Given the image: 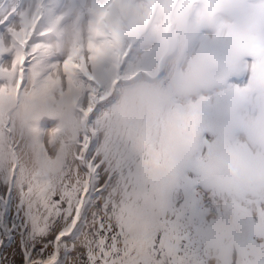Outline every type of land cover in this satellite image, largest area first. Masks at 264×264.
Listing matches in <instances>:
<instances>
[{"label": "clouds", "instance_id": "obj_1", "mask_svg": "<svg viewBox=\"0 0 264 264\" xmlns=\"http://www.w3.org/2000/svg\"><path fill=\"white\" fill-rule=\"evenodd\" d=\"M116 15L90 114L111 102L102 155L129 170V191L105 188L110 219L139 241L195 173L219 205L198 228L206 264H264V0H127ZM241 70L246 83H231Z\"/></svg>", "mask_w": 264, "mask_h": 264}, {"label": "snow or ice", "instance_id": "obj_2", "mask_svg": "<svg viewBox=\"0 0 264 264\" xmlns=\"http://www.w3.org/2000/svg\"><path fill=\"white\" fill-rule=\"evenodd\" d=\"M126 2L93 0L86 28H74L66 54L38 75L33 65L54 50L37 39L43 3L23 8L14 0L6 7L8 0H0V26L18 15L7 38L0 34V158L8 156L0 167V264H124L121 229L105 207L101 126L90 114L99 98L97 73L120 42L116 7ZM45 113L61 119L51 135L70 147L62 161L45 159L26 173L5 138L15 117L30 122Z\"/></svg>", "mask_w": 264, "mask_h": 264}, {"label": "flooded vegetation", "instance_id": "obj_3", "mask_svg": "<svg viewBox=\"0 0 264 264\" xmlns=\"http://www.w3.org/2000/svg\"><path fill=\"white\" fill-rule=\"evenodd\" d=\"M94 119L93 121L95 122ZM54 121L59 125L62 124L60 118H54ZM14 123V131L5 139L8 145L15 149L13 158L19 162L22 170L26 173L30 172L31 166H34L37 170L44 163L45 159L54 161L59 158L61 161L63 160L70 145L62 142L58 143V138L54 135H51L46 140L42 139L43 131L35 133V137H33V129L29 128L28 122L25 123L19 117H15ZM42 152L43 155H41ZM97 153L101 158L105 157V155H102L104 153L103 147L101 149L97 148ZM7 163L8 156L6 153L3 158H0V167L6 168ZM104 166L107 179L105 187L107 188L112 181L111 175H115L114 170L116 168L111 165L104 164ZM105 197V207L108 209L109 216L111 217L114 215L117 201L110 194H106ZM116 225L121 229L118 233L120 237V256L118 259L124 260V264H174V260L180 262V264H183L184 261L185 264H189V261L190 264H206L200 253V244L196 242L198 240L196 237L191 238L193 239L192 242L184 246L178 243V241L187 242L189 241L187 237H160L155 227L151 228L150 231L147 230L139 241L133 243L126 237L122 225L119 223L118 216L116 217ZM159 241L164 248L157 251L156 248ZM113 250L115 251V249Z\"/></svg>", "mask_w": 264, "mask_h": 264}, {"label": "rangeland", "instance_id": "obj_4", "mask_svg": "<svg viewBox=\"0 0 264 264\" xmlns=\"http://www.w3.org/2000/svg\"><path fill=\"white\" fill-rule=\"evenodd\" d=\"M92 2L86 3V7L78 9L76 12L79 13V16H84L83 20L86 21L83 24L79 25L80 29H85L87 25V21L90 18L89 9L92 6ZM72 2V0H71ZM13 2H8L5 6L8 7ZM22 6V3H21ZM76 7H81V5H76ZM18 15H14L10 17L11 19H16ZM9 18V19H10ZM70 18V14L67 15V17L64 20H67ZM63 20V21H64ZM78 22V19L76 20ZM78 24V23H77ZM64 26V25H63ZM4 31L3 28L0 27V34ZM68 31V30H67ZM67 40V39H66ZM56 41H61L60 39L55 38L53 43L56 47H59L62 45L63 41L59 44H56ZM231 83H235L234 80H231ZM20 118V117H19ZM27 123L28 121H24ZM29 128H32L33 132L39 133L40 131L44 134L45 137L51 136V130H44L45 125L42 122L41 118L32 120L28 122ZM26 126V125H25ZM27 127V126H26ZM32 136L35 137L34 133H32ZM103 161V159H102ZM107 161H111L107 157ZM36 170L34 166H31L30 172ZM128 168L126 169H116L114 170L115 176H113V179H124L125 182H127V175H128ZM121 174V175H118ZM116 190V189H115ZM167 213L174 218L173 224H170V226L173 227V231L176 232L175 225H178L179 227L177 229H189L193 224H196V221H198L196 218L193 217V212H201L198 213L199 220H201V223H203L206 219L209 218L210 211L215 213L219 210V205L217 203V198L215 193L210 191L208 187L198 178V176L195 173H190L186 176H181L177 178V181L174 185L173 191L171 193V200L170 205L168 208L165 209ZM164 210V211H165ZM193 220L187 219V220H181L179 217L182 216H188ZM198 244L201 243V239L198 238L196 241Z\"/></svg>", "mask_w": 264, "mask_h": 264}, {"label": "bare ground", "instance_id": "obj_5", "mask_svg": "<svg viewBox=\"0 0 264 264\" xmlns=\"http://www.w3.org/2000/svg\"><path fill=\"white\" fill-rule=\"evenodd\" d=\"M240 74H241V77L247 81L248 76H249V72L247 70H241Z\"/></svg>", "mask_w": 264, "mask_h": 264}]
</instances>
